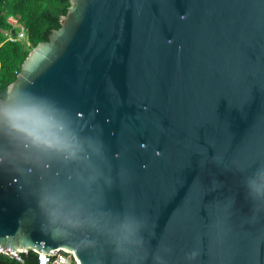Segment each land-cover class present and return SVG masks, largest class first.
<instances>
[{"label": "water", "instance_id": "95a60500", "mask_svg": "<svg viewBox=\"0 0 264 264\" xmlns=\"http://www.w3.org/2000/svg\"><path fill=\"white\" fill-rule=\"evenodd\" d=\"M264 264V0H71L0 109V253Z\"/></svg>", "mask_w": 264, "mask_h": 264}, {"label": "trees", "instance_id": "16d2710c", "mask_svg": "<svg viewBox=\"0 0 264 264\" xmlns=\"http://www.w3.org/2000/svg\"><path fill=\"white\" fill-rule=\"evenodd\" d=\"M70 6L71 0H0V109L30 52L39 43L47 42L53 30L60 29L61 18ZM11 16L26 28L27 43L7 41L2 34L1 30H14L8 22ZM23 259L17 262L0 253V264H39L35 253L23 255Z\"/></svg>", "mask_w": 264, "mask_h": 264}, {"label": "built area", "instance_id": "2783aa9c", "mask_svg": "<svg viewBox=\"0 0 264 264\" xmlns=\"http://www.w3.org/2000/svg\"><path fill=\"white\" fill-rule=\"evenodd\" d=\"M8 22L14 27L12 32L1 30L2 34L7 37V41L17 42V41H28V32L26 28L19 22V20L13 16L8 18ZM16 30V31H15ZM19 74V73H18ZM11 260L17 262H23V255L16 254L10 251L3 252ZM37 261L39 264H80V261L75 258L73 252L64 251L60 254L49 255L45 252H36ZM41 257L44 259L42 260Z\"/></svg>", "mask_w": 264, "mask_h": 264}, {"label": "snow or ice", "instance_id": "6c2138e0", "mask_svg": "<svg viewBox=\"0 0 264 264\" xmlns=\"http://www.w3.org/2000/svg\"><path fill=\"white\" fill-rule=\"evenodd\" d=\"M41 259L43 260L44 258H43V257H41Z\"/></svg>", "mask_w": 264, "mask_h": 264}]
</instances>
